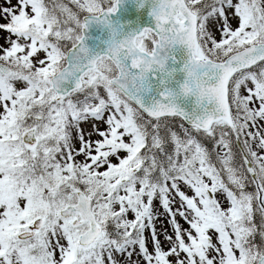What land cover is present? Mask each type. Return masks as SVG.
<instances>
[{"label":"snow or ice","instance_id":"snow-or-ice-1","mask_svg":"<svg viewBox=\"0 0 264 264\" xmlns=\"http://www.w3.org/2000/svg\"><path fill=\"white\" fill-rule=\"evenodd\" d=\"M121 3L0 0V264H264V0Z\"/></svg>","mask_w":264,"mask_h":264},{"label":"water","instance_id":"water-1","mask_svg":"<svg viewBox=\"0 0 264 264\" xmlns=\"http://www.w3.org/2000/svg\"><path fill=\"white\" fill-rule=\"evenodd\" d=\"M141 0H122L116 13L111 15L112 23L118 27L123 28L125 32L138 28L151 26L153 18L150 15L151 0H145L143 7L140 6ZM86 40L90 43H94V46H90L93 49H103L105 41L110 37V29L103 23L92 21L85 32ZM177 57L181 56V52L175 53ZM179 67V64H177ZM178 76L182 74L178 73Z\"/></svg>","mask_w":264,"mask_h":264},{"label":"rangeland","instance_id":"rangeland-1","mask_svg":"<svg viewBox=\"0 0 264 264\" xmlns=\"http://www.w3.org/2000/svg\"><path fill=\"white\" fill-rule=\"evenodd\" d=\"M71 6V5H70ZM5 35L4 33H0V36H3ZM0 43H3V40L0 39ZM85 129H87L89 127V125H84Z\"/></svg>","mask_w":264,"mask_h":264},{"label":"bare ground","instance_id":"bare-ground-1","mask_svg":"<svg viewBox=\"0 0 264 264\" xmlns=\"http://www.w3.org/2000/svg\"><path fill=\"white\" fill-rule=\"evenodd\" d=\"M87 41V40H86ZM88 42V41H87ZM88 44L90 45V46H94L95 44L94 43H90V42H88Z\"/></svg>","mask_w":264,"mask_h":264}]
</instances>
